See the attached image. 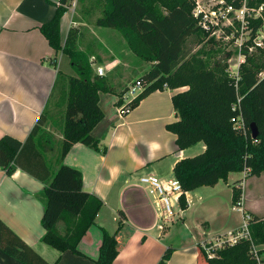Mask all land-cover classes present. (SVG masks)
Segmentation results:
<instances>
[{"label":"crops","instance_id":"crops-1","mask_svg":"<svg viewBox=\"0 0 264 264\" xmlns=\"http://www.w3.org/2000/svg\"><path fill=\"white\" fill-rule=\"evenodd\" d=\"M55 1L0 0V139L7 137L14 141L19 152L12 175H6L0 168V240L15 235L47 264L56 261L58 264H95L102 230L113 234L121 221L114 264H157L167 249L171 255L165 264H199L197 245L239 229L244 222L242 210L264 216V212H257L263 193L260 184H256L264 173L248 177L247 181L241 172L243 177L233 180V184L242 181L240 210L232 204L233 184L228 179L241 173H231L226 183L188 192L187 208L163 230L159 229L151 203L136 184L139 177L147 174L162 180L173 179V168L178 161L204 151L203 143L177 151L175 136L165 129L167 124L176 121L171 97L187 87L155 91L134 109L119 113V93L147 73L151 65L138 63L115 30L86 26V20L82 19L74 26L87 27V33L108 55L107 59L97 61L92 51L90 66L94 73L97 68L103 70V77L116 93L99 97L104 118L92 135L99 141L102 152L77 143L62 164L79 171L83 190L103 205L95 223L78 244L82 256L59 252L41 241L45 232L41 226L44 184L35 177H44L47 172L52 175L58 167L54 159L62 139L66 78L58 81L57 72L75 76L70 65L61 71L60 63L66 57L55 54L39 31L53 17ZM69 18L64 14L60 20L61 44L73 25V15ZM40 116L46 118L42 129L51 135L52 142L33 145L30 141L24 146ZM34 148L40 150L43 158ZM209 211L213 213L209 215ZM0 264L21 263L0 251Z\"/></svg>","mask_w":264,"mask_h":264},{"label":"trees","instance_id":"trees-1","mask_svg":"<svg viewBox=\"0 0 264 264\" xmlns=\"http://www.w3.org/2000/svg\"><path fill=\"white\" fill-rule=\"evenodd\" d=\"M71 1L60 0L61 6H56L51 20L39 28L49 47L55 54L64 55L75 73V76H65L57 72L58 81L66 78V102L60 127L62 139L54 159L58 167L52 175L47 172L44 177H35L44 184L41 218L45 231L41 241L44 244L59 252L69 251L82 256L78 244L95 223L103 205L98 198L83 190L81 173L62 164L65 155L77 143L102 152L99 141L92 135L104 118L99 97L116 93L107 78L92 70L91 52L78 49L83 36L82 27L74 26L78 19L88 21L93 17L94 26L115 30L137 59L151 65L149 71L138 78L143 89L131 102L130 110L155 91L187 87L171 97L176 121L165 126L166 131L175 136L177 151L198 143L205 147L201 154L181 159L173 168V177L185 192L213 187L218 182L226 183L231 173L249 170L246 177H258L264 173V77L259 76L264 69V47L249 51L255 31L262 26L261 20L251 23L250 38L239 50L243 62L238 65L237 76L231 77L226 71V63L213 60L218 53L215 47L218 41L209 38L192 16L195 0H76L80 8L79 18L73 17V25L61 44L60 20ZM260 4H264V0L247 1L250 7ZM235 6L239 7V4ZM189 41L198 49L185 58V45ZM56 64L54 60L52 65L55 67ZM126 90L119 93L120 106ZM237 119L242 121L243 127L236 126L234 121ZM45 123L46 118L40 116L24 146L30 141L33 145L52 142L51 135L42 129ZM251 124H255L258 130L255 140L251 138ZM13 143L16 144L7 137L0 139V168L8 176L16 170L14 164L19 153ZM34 150L42 157L38 148ZM239 183L234 182L232 186L234 206L242 195ZM180 207L183 211L187 208L183 199ZM242 213L251 240L224 245L213 258H207L197 245L199 264H257L251 253L252 246L259 247V262L264 263V216L245 210ZM120 229L121 221L113 234L102 230L95 264H114ZM0 251L21 264H47L13 234L0 240ZM170 255L171 250L167 249L157 264H165Z\"/></svg>","mask_w":264,"mask_h":264},{"label":"built area","instance_id":"built-area-1","mask_svg":"<svg viewBox=\"0 0 264 264\" xmlns=\"http://www.w3.org/2000/svg\"><path fill=\"white\" fill-rule=\"evenodd\" d=\"M247 1L248 0H208L207 3H205L195 0V8L192 11V16L197 20V25L200 29L208 34L209 38H216L218 35H222L226 39H228L229 36L232 38L234 37L235 44L239 50L250 38V33L252 31L249 28L251 23L261 20L262 26L257 28L252 38V46L249 48L251 52L255 48L264 47V4H260L258 7H250L247 5ZM75 2L76 0L73 1V6ZM236 3L239 4V7L235 6ZM55 6H61L60 0L55 1ZM226 30H229V32L227 33ZM241 62H243V59ZM95 73L98 76H104V72L101 68H97ZM259 76L264 77V69ZM142 89L143 84L138 79L127 87L125 94L122 96V105L119 107V113L125 114L130 111L131 102ZM234 122L238 128L243 127L240 119ZM248 172L249 170H245V175H247ZM239 186H242V181L239 183ZM136 187L142 191L151 203L154 217L160 230H163L164 227L169 225L176 216L181 215L183 212L180 207L181 199H183L187 206L190 202L188 192H185L180 183L174 178L162 180L156 176L147 174L139 177ZM235 207L240 210V203L238 202ZM211 240L212 243L208 241V243L204 242L200 245L207 258H213L215 256V251L222 248L224 245H234L239 240L250 241L251 237L248 230V223L244 219L243 225L239 229L215 236ZM252 247L251 253L254 259L259 262L260 260L257 252L252 250Z\"/></svg>","mask_w":264,"mask_h":264},{"label":"rangeland","instance_id":"rangeland-1","mask_svg":"<svg viewBox=\"0 0 264 264\" xmlns=\"http://www.w3.org/2000/svg\"><path fill=\"white\" fill-rule=\"evenodd\" d=\"M74 1V0H73ZM73 1L70 2V5L68 6V8H70L65 14H68V19H70V15H73L74 18H79V12H80V8L79 5L77 4V2H75V5L73 6ZM207 3V1L205 2ZM209 4V3H208ZM74 7V8H73ZM89 19V18H88ZM94 18H90V20H86L83 19V21L86 22V26H90L93 25V20ZM80 21H82V19H78ZM69 22V20H67ZM81 32L83 34L82 38L80 39L79 43H78V49H80L81 51H90V52H95L94 56L96 58V60H101L103 61L104 59L108 58V55L105 54L100 48L99 45L93 41V39L91 38V36L89 35V33H87V27H82L81 28ZM226 32L228 33L229 30H226ZM225 32V33H226ZM118 36V32H115ZM120 37V36H119ZM121 39V38H120ZM215 41H218L217 45L215 46L217 49V54L214 56L213 60L219 62V63H226L227 64V69L226 71L229 73V75L231 77H236L237 75V68L238 65L241 63L242 61V57L239 55V48L236 46L235 41H234V37H228V39H226L224 36L222 35H218L216 38H213ZM198 49V46L190 44V41L185 45V58L190 56L193 52H195ZM229 54V56H228ZM134 58V57H133ZM90 59V58H89ZM138 63L142 62L139 59H137L136 57L134 58ZM68 59L67 58H63V60L60 63V69L62 72H64L65 70L69 69V63H67ZM90 61V60H89ZM135 74H137V71L135 72ZM62 76V75H61ZM60 81V80H59ZM58 88V86H57ZM246 176V175H245ZM264 176V175H262ZM261 176V177H262ZM243 174H236V175H230L229 179H228V183L230 185L233 184V180H236L237 178H242ZM248 181V177H246V179ZM254 181V180H253ZM223 183V182H221ZM253 183V182H252ZM258 186L260 184V191L263 193V199L261 202L258 203V208H257V212H259V214H262L264 212V177L261 178V180H259L256 183ZM223 185V184H221ZM193 195V194H191ZM213 213V211H209L208 214L211 215ZM209 242L212 243V240H210ZM205 243H208V241ZM204 245V244H203ZM202 247V246H201ZM259 247H252V250H255L257 252ZM221 249V248H220ZM218 250V249H217ZM216 250V251H217ZM215 251V253H216ZM214 253V255H215ZM256 263H258L255 260Z\"/></svg>","mask_w":264,"mask_h":264},{"label":"water","instance_id":"water-1","mask_svg":"<svg viewBox=\"0 0 264 264\" xmlns=\"http://www.w3.org/2000/svg\"><path fill=\"white\" fill-rule=\"evenodd\" d=\"M249 129H250L251 138L255 140L258 136L257 127L255 126V124H251Z\"/></svg>","mask_w":264,"mask_h":264}]
</instances>
